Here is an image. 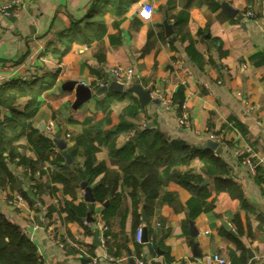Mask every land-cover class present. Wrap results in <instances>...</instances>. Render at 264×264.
<instances>
[{
	"label": "crops",
	"instance_id": "crops-1",
	"mask_svg": "<svg viewBox=\"0 0 264 264\" xmlns=\"http://www.w3.org/2000/svg\"><path fill=\"white\" fill-rule=\"evenodd\" d=\"M6 1L0 0V7ZM143 3L154 7L150 21L137 16ZM225 4L241 19L227 15ZM165 23L172 26L170 36ZM114 66L132 68L142 87L160 102L141 106L127 90L107 91L93 93L73 108L75 92L64 83H83L95 90L109 80L108 70ZM20 83L26 85L23 94L7 104L0 97V120L7 123L11 110H34L22 131H16L13 145L17 154L34 163L35 171L18 164V157L7 163L12 179L0 186V214L35 245L42 264H135L140 253L162 264H215L213 255L235 264L242 249L246 264H264V0H32L16 15L4 17L0 12V88ZM176 96L183 98L184 108L176 103L170 109L162 107V98L174 102ZM183 112L189 127L178 123ZM88 119L92 128L76 124ZM83 129H89L88 140L92 138L97 148L94 165L112 173V195L120 197L114 216L101 218L107 227L105 247L95 239L97 231L66 207L71 202L88 208L77 179L72 184L74 198L57 180L82 167L83 149L67 164L54 144L63 169L40 160L30 143L39 136L52 142L63 139L70 155ZM143 130L210 150L223 161L226 173L219 180L209 176L197 157L171 168L164 163L157 169V196L147 198L137 189L134 207L133 188L123 182L119 165L125 162L119 153L130 142L138 145ZM209 141L217 142L221 152L206 148ZM138 157L136 152L134 159ZM244 159L251 160L253 173ZM174 169L199 175L202 181L188 183L187 188L167 178ZM103 176L105 172L93 183ZM205 192L209 196L203 201H213L212 209L190 216V200ZM102 208L94 202L91 216ZM189 221L197 235L191 234ZM139 226L147 229V242L136 254L134 234ZM149 232L155 243L162 241L163 249L151 251ZM57 237L75 246L59 247Z\"/></svg>",
	"mask_w": 264,
	"mask_h": 264
},
{
	"label": "trees",
	"instance_id": "trees-1",
	"mask_svg": "<svg viewBox=\"0 0 264 264\" xmlns=\"http://www.w3.org/2000/svg\"><path fill=\"white\" fill-rule=\"evenodd\" d=\"M26 85L11 84L6 85L4 88H0V97L8 103L15 96L23 94L25 91L22 89ZM31 87L30 85H28ZM28 91H32L28 88ZM12 91V94L5 96L7 92ZM35 96V94H32ZM174 103L177 104L178 108H181L183 98L180 96L174 97ZM32 105L34 102L32 101ZM12 116L7 119V123L0 120V186L6 182L7 179H12V174L8 170L7 163L18 157V164H25L29 166L32 172H34V163L27 160L24 156L17 154L16 147L13 145V141L17 139L16 131L18 129L21 132L23 127L27 124L26 120L34 112L32 110L30 113H19L17 111L11 110ZM82 128L90 127L92 128L91 121L85 120L84 122L78 124ZM11 128L8 130V127ZM14 132L13 135L11 132ZM83 134L76 136V147L70 149V156H74L79 148L83 149L84 163L82 167L74 170L72 176L69 178H64L62 176H57V180L61 182L64 186L63 192L69 194L72 198L75 197V191L72 184L76 183V176L87 181L88 185H92V193L95 202L103 205L105 201L108 204L102 208L100 214L103 220L107 221L114 216L115 211L119 205L120 197L118 195H112L115 191L116 179L111 180L112 173L105 169L102 165L95 166L94 154L97 148L93 145L92 138L88 140L89 129H83ZM33 133V132H32ZM137 133V132H136ZM135 133V134H136ZM138 134V133H137ZM32 134H30L31 137ZM138 145L130 142L129 145L125 146L119 153V155L124 159V164H120L119 167L124 173V184L129 185L133 188L131 193L133 206L136 207V190L139 189L142 193L146 195L147 198H154L157 196V189L160 187V181L157 169L164 163L168 166L176 167L181 165H187L192 159L199 158L203 164L206 173L209 176L216 177L217 180L221 178L222 175L226 173V167L220 157L213 155L210 150H196L189 147L180 141H168L158 132H152L143 130L138 134ZM32 140V139H31ZM36 148L40 160H49L52 166L57 168L61 167L65 169L66 166L60 165L63 158L58 154L53 153L54 143L42 136L30 141ZM137 149V150H136ZM138 152L139 157L134 159V154ZM67 172V171H65ZM105 172V176L99 182L93 183V180L99 174ZM115 173V172H114ZM116 177L117 174L115 173ZM168 179L177 180L183 186L189 188L192 183L199 184L202 179L199 175L195 174H181L175 169L172 173L167 174ZM220 188L217 189L219 191ZM111 192V194H110ZM209 196L208 193L202 194L199 198H193L190 200V216H195L200 210H211L213 207V201L204 202L203 199ZM200 205V206H197ZM197 206V210L194 207ZM66 207L70 213L84 218L86 214V205L79 204L73 205L71 202H66ZM137 229V227H136ZM238 247H241L239 242L233 238ZM148 243L152 245L151 251L163 249L162 241L155 243L154 238L151 237V233H148ZM144 244H139L134 242V247L136 254L141 252V248ZM235 264H246L245 250L242 249V255L239 261L234 262ZM0 264H42L38 255L35 245L24 235L19 227L15 224L8 222L0 214Z\"/></svg>",
	"mask_w": 264,
	"mask_h": 264
},
{
	"label": "water",
	"instance_id": "water-1",
	"mask_svg": "<svg viewBox=\"0 0 264 264\" xmlns=\"http://www.w3.org/2000/svg\"><path fill=\"white\" fill-rule=\"evenodd\" d=\"M224 11L229 15L230 17H237L241 19V16L238 15V11L230 7L229 5L225 4L223 5ZM165 27V34L166 36H170L172 34V26L168 23L164 24ZM135 76L134 82L127 88L124 89L123 85L120 83H117L111 79L108 80V82L105 85L98 86L97 89L92 90L90 87L84 85L83 83H76L73 81H69L64 83V87H67L69 90H74L75 92V100L73 102V108H76L89 100L92 96V94H101L105 93L107 91H114L117 93L123 92V90H127L134 94L137 97V100L141 106H145L148 103H159V99H153L151 97V90L150 89H144L142 85L140 84L139 79ZM134 141H137L136 136L131 137ZM53 143L58 147V149L62 152V156L65 159V162L68 164L71 162L70 155L66 152V142L63 139L55 138L53 139ZM206 148H209L213 151H216L217 153L221 152V148L218 145L217 142L209 141L206 145ZM77 182L79 184V187L83 191V199L88 204V208L85 214V217L83 220L87 222H92L93 217L91 216L93 212V204L95 202V199L93 197L92 188L88 186L87 182L81 181L80 176H76ZM111 194V193H110ZM108 204V201H105L103 203V207H105ZM142 217L144 220V214L142 213ZM223 228L226 229L229 233L234 234L229 226L226 223L222 224ZM189 227L191 229L192 235H197V231L194 229V226L192 224V221H189ZM98 233L96 232L94 234L95 239L98 238ZM141 241L143 243L147 242V229L145 227H142V238ZM194 247H196V244H194ZM197 257H200V254H197ZM250 257H252V254H250ZM151 264H162L160 261H151ZM250 264H254L252 261Z\"/></svg>",
	"mask_w": 264,
	"mask_h": 264
},
{
	"label": "built area",
	"instance_id": "built-area-1",
	"mask_svg": "<svg viewBox=\"0 0 264 264\" xmlns=\"http://www.w3.org/2000/svg\"><path fill=\"white\" fill-rule=\"evenodd\" d=\"M30 2H32V0H8L3 5H1L0 12L2 13L4 17H10L12 15H16L18 11L26 3H30ZM153 12H154L153 5L148 4V3H143L137 10V16L143 21H150ZM248 15H251V14L248 13ZM108 74H109L108 76L109 79L122 84L123 87L125 88L129 87L134 81V71L130 67L122 68V67L114 66L108 70ZM107 82H108L107 80L103 81L99 84V86L105 85ZM174 104L175 103L170 99H166V98L161 99V105L165 109H170ZM182 108H184L183 104H181V109ZM178 123L179 125L189 127V122L185 115V112H183L182 115L178 118ZM212 139H214L213 136H212ZM214 140L216 141V139ZM243 164H245L252 173L255 171L254 165L252 164L251 160L244 159ZM92 217H93L92 222H87L83 220V224L97 231L99 242L101 243L102 246H104L106 243L104 232L107 230V227L102 222L100 213L97 215H93ZM141 238H142V227L139 226L137 227L135 231L134 241L139 244H143V242L141 241ZM56 241L59 247H64L66 245L75 246V244L72 241L63 240L60 237H57ZM107 258L110 260H114V257L112 256H109ZM92 260L93 262L97 261L96 257H94ZM212 261L215 264H225V260L219 257L218 255H213ZM134 263L135 264H151V261L148 259H145L144 256L140 253L138 256L134 257Z\"/></svg>",
	"mask_w": 264,
	"mask_h": 264
}]
</instances>
